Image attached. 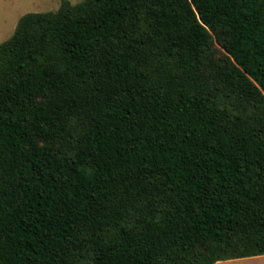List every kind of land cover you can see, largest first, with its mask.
Returning <instances> with one entry per match:
<instances>
[{"label":"trees","instance_id":"1","mask_svg":"<svg viewBox=\"0 0 264 264\" xmlns=\"http://www.w3.org/2000/svg\"><path fill=\"white\" fill-rule=\"evenodd\" d=\"M257 256L264 0L23 15L0 43V264Z\"/></svg>","mask_w":264,"mask_h":264},{"label":"rangeland","instance_id":"2","mask_svg":"<svg viewBox=\"0 0 264 264\" xmlns=\"http://www.w3.org/2000/svg\"><path fill=\"white\" fill-rule=\"evenodd\" d=\"M62 0H0V43L7 40L14 32L19 19L27 13H43L56 11ZM74 5L83 0H68ZM211 57L215 64L227 61L220 42L213 41ZM215 264H264V256L238 260L219 261Z\"/></svg>","mask_w":264,"mask_h":264},{"label":"crops","instance_id":"3","mask_svg":"<svg viewBox=\"0 0 264 264\" xmlns=\"http://www.w3.org/2000/svg\"><path fill=\"white\" fill-rule=\"evenodd\" d=\"M257 257H260V256H257ZM250 258H252V257H250ZM238 260V259H237Z\"/></svg>","mask_w":264,"mask_h":264}]
</instances>
